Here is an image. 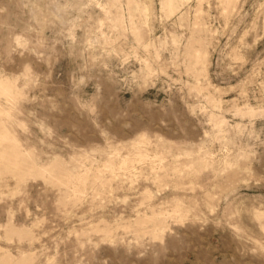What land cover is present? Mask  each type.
I'll list each match as a JSON object with an SVG mask.
<instances>
[{
  "label": "rangeland",
  "instance_id": "obj_1",
  "mask_svg": "<svg viewBox=\"0 0 264 264\" xmlns=\"http://www.w3.org/2000/svg\"><path fill=\"white\" fill-rule=\"evenodd\" d=\"M0 264H264V0H0Z\"/></svg>",
  "mask_w": 264,
  "mask_h": 264
}]
</instances>
